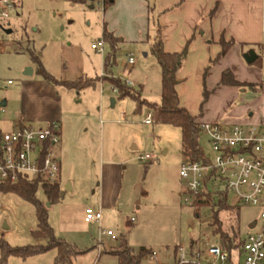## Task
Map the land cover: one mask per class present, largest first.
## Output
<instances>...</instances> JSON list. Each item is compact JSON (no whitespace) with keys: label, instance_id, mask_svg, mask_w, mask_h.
<instances>
[{"label":"rangeland","instance_id":"rangeland-1","mask_svg":"<svg viewBox=\"0 0 264 264\" xmlns=\"http://www.w3.org/2000/svg\"><path fill=\"white\" fill-rule=\"evenodd\" d=\"M105 15L102 0L15 1L8 26L12 32L0 36V78L13 81L0 89V98L8 100L5 111L0 112V129L11 130L12 122L23 112L63 114V136L56 151L62 162L64 195L60 201L50 202L40 187L37 197L48 211L54 235L84 251L75 264H118L111 250L119 247L122 236L135 253L142 246L155 252L143 258L142 264H175L182 255L187 260L196 259L197 253L201 264H208L212 257L207 250L216 241L211 226L213 210L183 201L185 180L179 171L186 157L181 151L180 129L146 123L147 107L139 110L136 101L121 97L108 81L111 75L128 79L135 82L138 91L142 84L143 99L160 101L161 70L150 50L151 22L150 32L142 41L124 40L122 36L115 56L105 66L110 45L106 43L104 54L91 49L92 42L103 39ZM130 54L136 63L124 66ZM40 64L59 80H73L82 73L97 81L80 91L54 85L38 72ZM27 68H32L31 74H25ZM45 82L51 83L48 90ZM24 123L40 126L43 122ZM200 142L206 156L213 158L203 133ZM142 155L153 159L141 160ZM111 161L118 162L123 176L116 207L108 218L101 209V224L85 222L86 208H99L104 167ZM234 199L229 193L228 201L232 204ZM261 212L258 206H240L244 235L252 231L251 222L260 223ZM37 223L32 202L16 193L0 191V238L13 246L45 244L47 238L33 235ZM102 228L112 230L117 239L102 235ZM55 255L54 249L25 259L11 255L1 264H53Z\"/></svg>","mask_w":264,"mask_h":264},{"label":"crops","instance_id":"crops-1","mask_svg":"<svg viewBox=\"0 0 264 264\" xmlns=\"http://www.w3.org/2000/svg\"><path fill=\"white\" fill-rule=\"evenodd\" d=\"M112 1L113 3L105 8V28L120 40L146 39L151 29L150 22L153 39L157 35V25L162 26L164 49L167 52L181 51L187 41L193 37L186 60L178 75L180 83L177 85V91L183 107L193 115L202 113L200 122L264 123L263 0ZM91 6L93 5H90V8ZM105 28H103V34ZM222 37L226 40L234 39L236 43L209 67L211 61L217 58L222 49L220 44ZM92 44L91 49H93ZM93 50L97 52L96 49ZM250 50L261 54L262 67L246 62L244 54ZM145 54L148 55V53ZM227 69H230L240 81L263 83L262 91L255 93L249 89L221 84L222 75ZM81 76L82 73L73 80ZM98 80L103 82L105 79L98 78ZM46 83L43 86L47 88L45 90H48L51 83ZM140 88L143 90L142 84ZM205 89L209 91V97L204 102ZM4 100L7 106L8 100L6 98ZM239 100H242V104H238ZM114 104L115 99H112V105ZM18 119H22L23 122L33 120L43 122L40 126L57 121L61 124L60 142L62 141L65 118L60 111L49 116L23 112L12 122V129L16 128ZM60 164L62 171L61 158ZM122 178L118 162L111 161L105 165L100 185L99 208L95 209H102L106 218L111 216L116 207ZM233 257L235 261L238 255L234 253Z\"/></svg>","mask_w":264,"mask_h":264},{"label":"built area","instance_id":"built-area-1","mask_svg":"<svg viewBox=\"0 0 264 264\" xmlns=\"http://www.w3.org/2000/svg\"><path fill=\"white\" fill-rule=\"evenodd\" d=\"M16 0H0V36L10 26V17L15 9ZM105 7V0H102ZM264 4V0H263ZM264 31V21H263ZM106 42L99 39L92 48L105 53ZM132 54L123 61V65H134ZM126 85L136 87L134 81L124 79ZM13 81L0 78V89L7 88ZM114 91H118L113 86ZM4 99L0 98V112L5 111ZM146 123H151L148 113ZM201 132L207 137L213 151V158L192 160L186 155L179 174L185 180L182 191L185 204L192 203L202 191L213 188L217 179V188L233 193L234 202L241 205H253L262 208L261 221L255 222L252 231L246 235L243 247V263L240 255L230 262V252L217 241L207 252L212 257L208 264H264V123L228 124L225 122H201ZM61 140V124L52 121L46 126L24 125L2 132L0 138V182L17 181L20 177L32 180L55 181L60 178L61 164L56 146ZM141 160H151L153 156H141ZM215 182V183H216ZM87 222L101 224V209L88 207L85 210ZM133 219V218H132ZM102 235L117 239L112 230L102 228ZM101 241V240H100ZM182 250V248H180ZM201 264V255L196 254ZM181 264L189 262L185 255L179 257Z\"/></svg>","mask_w":264,"mask_h":264},{"label":"trees","instance_id":"trees-1","mask_svg":"<svg viewBox=\"0 0 264 264\" xmlns=\"http://www.w3.org/2000/svg\"><path fill=\"white\" fill-rule=\"evenodd\" d=\"M86 2L87 0H75ZM113 3L112 0H105V8ZM163 28L160 24L157 25V35L153 39L150 50L156 57L158 65L161 70V101L151 102L143 99L141 90L138 91L136 87H130L119 77L109 76V81L112 85L118 88L121 97L128 96L137 103L140 110L143 106L147 107L148 113H151V122L169 124L176 126L181 131L182 137V153L189 155L192 160H204L207 158L204 149L200 142V121L199 115L191 114L185 107L180 104V99L177 91V85L180 83L178 75L186 60L190 43L193 37L190 38L184 48L178 52H167L164 49ZM103 39L111 47V52L105 61V66L109 64L110 59L115 56L117 44L120 41L119 37H115L113 33L105 28ZM236 43L234 39L226 40L224 37L220 40L222 49L216 59L212 60L209 67H211L216 60L223 57L227 51ZM262 67V56L257 54V58L249 63ZM209 67L206 69L208 71ZM45 80L54 85L64 86L69 89L82 90L84 88L95 85L97 78H85L81 76L75 80H59L50 74L41 64L38 68ZM221 84L235 86L240 89H249L255 93H260L263 89V83L244 82L238 80L234 73L227 69L224 71L221 79ZM209 97V91H204V102ZM203 102V104H204ZM26 125L22 119H18L16 127H23ZM48 125V124H47ZM0 129V138H1ZM217 179H214L213 188L202 190L192 204L196 206H211L212 208V234L216 241L227 249L231 256L229 261L234 262L233 254L238 256L243 254V247L246 240V235L242 233V228L239 219V208L241 204L230 203L228 201V192L225 189L217 188ZM216 182V183H215ZM43 189L46 198L50 202L60 201L63 198L64 190L61 187L60 178L55 181L42 179L19 178L17 181L0 182V191L13 192L20 195L22 198L32 202L36 207L37 212V228L33 230L35 237L47 238L48 242L45 244H27L22 246H13L5 239L0 238V264L5 262L11 255H17L23 259L41 252L51 249L56 251L53 264H75L78 255L84 251L79 250L74 244L68 243L63 238H58L54 235L53 228L48 221V211L43 203L37 197L39 188ZM225 218V219H224ZM226 220V223H225ZM250 227V226H249ZM119 247H114L111 251L118 258V264H142V259L152 254V251L142 246L137 253L128 245L127 239L122 236L119 239ZM178 251V246L175 247V252ZM175 264H181L178 258ZM184 264H200L198 260L191 259Z\"/></svg>","mask_w":264,"mask_h":264},{"label":"water","instance_id":"water-1","mask_svg":"<svg viewBox=\"0 0 264 264\" xmlns=\"http://www.w3.org/2000/svg\"><path fill=\"white\" fill-rule=\"evenodd\" d=\"M93 8V6H91ZM12 32L11 29H7L6 33H10ZM146 55V54H145ZM257 58V54L253 51L250 50L248 53L244 54V59L246 60L247 63H252L255 59ZM32 73V68H27V70L25 71V74H31ZM3 105H6V101H3ZM250 228H253L255 226V222L249 225Z\"/></svg>","mask_w":264,"mask_h":264}]
</instances>
